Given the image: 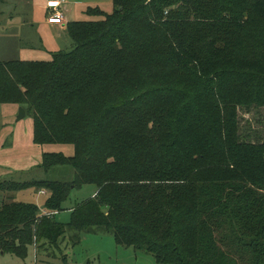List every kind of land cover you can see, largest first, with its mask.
Returning a JSON list of instances; mask_svg holds the SVG:
<instances>
[{
    "label": "trees",
    "instance_id": "16d2710c",
    "mask_svg": "<svg viewBox=\"0 0 264 264\" xmlns=\"http://www.w3.org/2000/svg\"><path fill=\"white\" fill-rule=\"evenodd\" d=\"M112 1L67 25L73 51L0 62V105L32 114L35 144L75 151L41 164L71 182L0 184L49 193L0 207V254L98 230L157 264H264V143L239 123L264 108V0ZM86 185L96 195L59 222Z\"/></svg>",
    "mask_w": 264,
    "mask_h": 264
},
{
    "label": "rangeland",
    "instance_id": "374dc122",
    "mask_svg": "<svg viewBox=\"0 0 264 264\" xmlns=\"http://www.w3.org/2000/svg\"><path fill=\"white\" fill-rule=\"evenodd\" d=\"M47 4L48 0H0V60L50 62L53 53L75 49L67 25L103 19L91 14L89 9H100L106 14L114 11L112 0H66V4L61 7L66 21V28L63 29L49 23L54 12L47 8ZM244 14V19H248V14ZM20 109L18 105H0V184L71 182L75 177L71 167H55L47 171L41 164L45 153L74 156V147L35 144L33 116L28 112L24 119L18 121ZM239 123L243 139L264 143V108L241 109ZM39 192L37 188L18 191H3L0 188V199L4 201L3 204H35L42 208L48 195ZM95 195L94 185L74 189L65 203V210L56 215L57 220L69 223L71 209ZM72 234L63 236L53 246L48 242L29 244L25 257L11 253L0 254V264H157L155 257L144 250L117 245L113 233L98 230L82 233L77 244L71 242ZM239 264L247 263L239 260Z\"/></svg>",
    "mask_w": 264,
    "mask_h": 264
},
{
    "label": "built area",
    "instance_id": "2783aa9c",
    "mask_svg": "<svg viewBox=\"0 0 264 264\" xmlns=\"http://www.w3.org/2000/svg\"><path fill=\"white\" fill-rule=\"evenodd\" d=\"M66 4V0H50L47 8L52 10L54 13L49 18V23L52 25H63L64 15L61 11V7Z\"/></svg>",
    "mask_w": 264,
    "mask_h": 264
},
{
    "label": "crops",
    "instance_id": "0c3cea01",
    "mask_svg": "<svg viewBox=\"0 0 264 264\" xmlns=\"http://www.w3.org/2000/svg\"><path fill=\"white\" fill-rule=\"evenodd\" d=\"M50 0H48V2H49ZM47 6H48V4H47ZM66 21H65V17H64V24L63 25H53V26H61L63 29H65L66 28ZM52 25V24H51ZM11 61V60H10ZM13 61V60H12ZM0 62H8V61H5V60H0ZM33 131H34V128H33ZM34 138V137H33ZM34 140V139H33ZM96 192H97V190H96ZM41 195H49V193L48 192H46V191H40L39 192ZM3 202L4 201H2V199H0V207L2 206V204H3ZM71 211H72V209H71ZM70 211V212H71ZM44 212V211H43ZM45 214V213H44Z\"/></svg>",
    "mask_w": 264,
    "mask_h": 264
},
{
    "label": "water",
    "instance_id": "95a60500",
    "mask_svg": "<svg viewBox=\"0 0 264 264\" xmlns=\"http://www.w3.org/2000/svg\"><path fill=\"white\" fill-rule=\"evenodd\" d=\"M26 117V110L23 108V107H21V109H20V114H19V116H18V121H21L22 119H24Z\"/></svg>",
    "mask_w": 264,
    "mask_h": 264
}]
</instances>
